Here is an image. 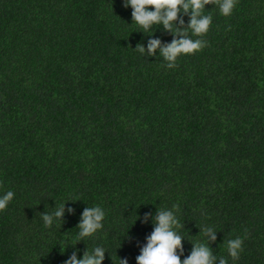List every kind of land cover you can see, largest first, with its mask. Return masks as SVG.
<instances>
[{
	"label": "trees",
	"instance_id": "16d2710c",
	"mask_svg": "<svg viewBox=\"0 0 264 264\" xmlns=\"http://www.w3.org/2000/svg\"><path fill=\"white\" fill-rule=\"evenodd\" d=\"M0 264H264V0H0Z\"/></svg>",
	"mask_w": 264,
	"mask_h": 264
}]
</instances>
